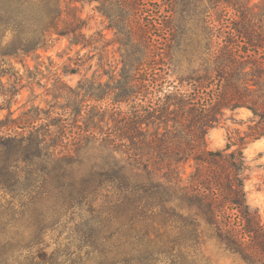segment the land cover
Returning a JSON list of instances; mask_svg holds the SVG:
<instances>
[{
    "label": "trees",
    "instance_id": "trees-1",
    "mask_svg": "<svg viewBox=\"0 0 264 264\" xmlns=\"http://www.w3.org/2000/svg\"><path fill=\"white\" fill-rule=\"evenodd\" d=\"M88 1L100 2L118 32L120 68L105 81L85 74L76 88L55 72V102L16 116L15 97L43 73L41 51L60 37L79 55L110 45L84 31L80 3ZM143 1L0 0V185L20 194V210L44 218L23 245L0 231V264H208L211 240L244 264H264V221L247 199L244 153L264 138V0H171L165 18ZM229 8L237 39H215L213 13L221 19ZM15 62L29 71L26 84ZM241 108L253 113L239 122L246 128L210 148V130ZM76 206L100 223L88 257L67 263L58 251L34 250L47 219ZM24 249L32 255L20 259Z\"/></svg>",
    "mask_w": 264,
    "mask_h": 264
},
{
    "label": "rangeland",
    "instance_id": "rangeland-1",
    "mask_svg": "<svg viewBox=\"0 0 264 264\" xmlns=\"http://www.w3.org/2000/svg\"><path fill=\"white\" fill-rule=\"evenodd\" d=\"M146 1L149 2L148 5L143 1L145 6L142 7L149 10L148 14H152L150 11L152 10L155 12V16L159 15L163 18L167 14V10L171 9V0ZM205 3L209 6L207 1ZM99 5V1L80 3L81 14L87 21V26L84 31L88 35L97 32L101 33V35L98 34L100 39L97 43L98 47L102 45L103 41H110V45L105 47L104 51L100 49L94 50V48L83 49L79 55L78 47H70L68 38L60 37L52 48L47 51H41L43 61L41 69L43 73L38 74L35 79H32L34 80L33 84L22 88L19 95L15 97L13 110H16V116L33 105H40L42 108L48 109L50 104L55 102L52 95L53 73L55 72L61 75L69 86L76 88L79 80L85 74L91 76L96 71L97 76L102 77V80L105 81L109 78L107 72L111 74L118 71L122 58L120 43L117 42L118 32L110 28L109 20L100 12ZM218 11H222V8H219ZM226 11L222 12L221 19L216 20L214 18H217V16L213 13L214 38L218 39L220 37V39H223L226 35L228 38H234L236 40L237 36L229 33V30H231L229 26L231 25V21L237 20V17L233 9L229 8ZM211 12H214V10ZM144 14H147V11ZM205 27L208 29L204 22H200L198 25L195 24V30L200 32L202 37L206 35L207 29H204ZM154 30L158 31L157 28ZM92 49L93 51H91ZM27 61L29 63V70L37 73L40 72L37 68V60L29 57ZM15 65L16 69H19L20 73L24 75L23 83L26 84L28 82L27 75L29 71L21 63L15 62ZM51 65L53 71L50 69ZM6 66L4 65L3 67ZM66 69H74L76 72L67 73L65 71ZM175 77L174 75L172 79ZM4 81H8V76L4 77ZM12 81H14V77H12ZM68 93H70L68 89L62 92V94ZM3 98L0 95V104L4 101ZM59 102L65 104L67 101L64 97ZM6 113L7 110H3L0 114L3 117ZM252 115L253 113L249 109L241 108L235 114V119L238 121L235 122V119L231 118L232 112H229L228 116L230 118H228L226 123L220 124L210 130L208 134L210 148H224L229 140V135H233L235 128H240L241 130L246 128L247 123L240 125L239 122L242 119L245 121L248 120ZM258 140H261V144L256 145L255 142ZM258 140L250 142L244 148V153L250 163V177L247 179L245 187L248 202L252 207L259 210L264 221V138ZM21 201L22 199L19 193H11L0 185V231L19 238L21 240L20 244L23 245L25 242L23 237L33 234L38 229V220L40 217L36 216L31 209H27V211L20 210L19 206ZM86 208L85 206L84 211H82L81 207L76 206L73 210L66 212V214L60 216L55 215L47 219L45 240L34 250L40 247L46 249L48 253L58 251L61 253V259H66L67 263H70L71 259L79 260L82 258L85 260L88 257V250H91L95 245L92 237L100 235L98 217L91 216ZM57 218L58 220L54 222ZM40 222L42 225L44 218L41 217ZM84 238L86 242L83 241ZM14 244L18 245L19 243L16 240ZM203 253L208 259V264H244L237 256L224 251L215 240H211L203 247ZM29 255H32L31 251L24 249L18 257L23 259Z\"/></svg>",
    "mask_w": 264,
    "mask_h": 264
},
{
    "label": "bare ground",
    "instance_id": "bare-ground-1",
    "mask_svg": "<svg viewBox=\"0 0 264 264\" xmlns=\"http://www.w3.org/2000/svg\"><path fill=\"white\" fill-rule=\"evenodd\" d=\"M256 145L261 144V140H258L257 142H255Z\"/></svg>",
    "mask_w": 264,
    "mask_h": 264
}]
</instances>
